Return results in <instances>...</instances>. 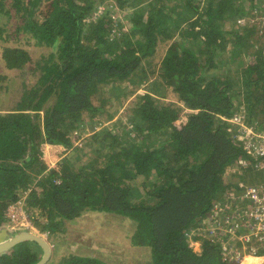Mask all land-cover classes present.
<instances>
[{
	"label": "trees",
	"instance_id": "obj_1",
	"mask_svg": "<svg viewBox=\"0 0 264 264\" xmlns=\"http://www.w3.org/2000/svg\"><path fill=\"white\" fill-rule=\"evenodd\" d=\"M234 1L0 0L4 71L41 70L14 108L0 113V226L8 205L27 193L30 218L53 244L44 264H113L69 248L67 222L89 212L122 220L130 245L147 249L150 264H237L228 252L241 243L224 245L223 230L215 237L191 235L220 199L255 183L253 170L258 174L257 163L264 165V155L245 151V130L230 120L245 109L243 126L264 132V54L259 47L254 59L238 65L237 49L245 51L251 29L232 30L224 20L246 13ZM2 15L19 18L16 32L44 50L40 65H30L28 48L12 46ZM229 36L234 41L226 49ZM170 39L158 69L150 68L147 58ZM108 83L145 88L134 95L128 116L139 140L127 129L121 139L104 126L93 130L101 122L94 121L100 108L93 97ZM169 95L176 101H164ZM87 125L94 157L76 143ZM139 188L143 194L136 196ZM198 238L195 251L190 239ZM256 250L264 264V244ZM42 253L37 242L20 241L0 252V264H36Z\"/></svg>",
	"mask_w": 264,
	"mask_h": 264
},
{
	"label": "rangeland",
	"instance_id": "obj_2",
	"mask_svg": "<svg viewBox=\"0 0 264 264\" xmlns=\"http://www.w3.org/2000/svg\"><path fill=\"white\" fill-rule=\"evenodd\" d=\"M25 1L27 2V0ZM108 1L110 2L111 0ZM234 3L236 6L241 3L242 8L245 9L246 13H244L243 15H238L237 17L235 15L234 18L232 17L231 19L225 17L224 20H228L230 22V27L232 26V30L236 29L238 31H241L242 29L244 30V28L251 29V34L248 35L250 37L249 40H247V47L244 48L245 51H242V49H237V51H241V60H238L240 62L238 65L242 66L245 62H248L257 56L256 51L259 47L260 49L262 48L261 51H263L264 54V0H253V2H251L250 0H235ZM251 4L254 5V9L252 7V9L250 8L251 11H249V7ZM102 7L103 5L99 7L92 19L96 14H101V12L103 11ZM115 12L116 11L113 12L114 16L118 15L119 17H122V13H120L119 11L118 13ZM33 18H37L38 20H40L41 16H39L37 12H35ZM1 21L8 23V32L11 33V35L13 34L12 46L28 48V51L31 53L30 65L35 66V62L40 65L41 63L39 61L42 60L41 54L44 52V50L41 49V47L38 48L33 44L27 45L28 41L25 39V36L21 32H16V26L17 23L20 22V19L14 18V16L9 17L2 15ZM122 24L123 25L121 27V30L125 31L129 26V22L123 20ZM221 26H223V28H227V26L224 24H221ZM114 30L118 29L115 28ZM241 34L245 35V31H242ZM230 38L231 39H229V42L226 44V49H230V42L234 41L232 37ZM171 41L172 40L170 39L166 40V42L161 43L156 48L157 51H155V53L151 57L147 58L148 62L150 63V68H155V70L158 69L157 66L160 63L161 58L165 55V49L168 47ZM220 52L224 51L220 50ZM225 55L226 53L223 55V57ZM234 66L235 64L230 66L232 70L234 69ZM4 69L5 67L0 63V74L1 71H3L4 73V76H1L0 78V109L10 111L12 108H14L15 103L19 100L22 90H24V86L33 85L40 76L41 70L38 68V70H34L33 72H31L30 70H28V68L27 70L25 68L22 71L13 70L6 72V70L4 71ZM219 70L223 72L225 71V68L222 67ZM154 76L155 75H151L150 77ZM9 78L11 80H9ZM143 84L147 85L146 82H144ZM132 90L135 91L130 94V91ZM144 90L145 88L143 86L135 88L127 85L120 86V84L116 83H108V85L104 86L101 89L100 94H95V97H93V104L98 105V107L100 108L99 112L94 117V121L95 119L101 121L100 123L96 124L93 130H99L104 126L106 129L111 130L113 135H118V139H121L123 133L122 130L127 129L129 131V136H131L132 138H136V140H139L140 138H138V133L131 128V125L128 121V116L131 112L132 106L134 105V95L136 93H143ZM113 100L116 101L113 102ZM164 101L175 102L176 98L173 95H169L167 96V99H164ZM52 102L53 100H48L47 105H50ZM99 104H102L103 107ZM244 110L245 109H241L240 112H237V114L232 117L234 118V122H237L239 124L246 123L244 121L245 116H243ZM248 126H246L245 128L244 135L239 133L242 142L247 145H258V143L260 144V142L261 144H263L262 140H264V132L262 131V129L258 130V132L255 133L254 129ZM260 126L261 128L264 127V121ZM90 128L91 125L82 127V129L85 130V133L82 134V137L80 139L76 140V143L80 148L83 149L86 155L94 157V150L90 149L91 147H93L90 145L94 144L93 137H91L93 130H91ZM252 149L253 148L248 147V149L246 148L245 151L248 154L254 156ZM80 152L82 153V155L78 154V156L82 157L83 152ZM70 154L73 155L74 152H70ZM50 162L54 163L55 161L53 159H50ZM237 163L239 165H245L246 160L241 159ZM256 169H259L260 172L256 174L258 170H253L257 178V181L255 183H248L249 185H245L242 190H238L237 194L235 193L236 195L230 194L227 197L223 198L224 201L220 199L219 204L217 203L218 207H216L214 211L215 214L211 213L208 215V217L203 218L201 221L202 225L199 226L196 231H193L191 233V235H198V237L199 235H202L206 238L211 236H219L217 231L223 230L225 236H219L218 238L220 239V241H223L224 245L228 240L231 239H235L234 243H236V241H239L237 239L242 238L241 234L246 233L247 236V234L250 233L248 237L244 238V241H242L243 239L239 241L241 243L240 246H235L233 247L232 251L228 252V255L230 254L229 259H234L233 261H236L237 264H263V256L257 255L256 248L258 246L256 244L258 240L264 239V233L258 228L259 225L264 223V200L253 199L254 195H251V190L255 189L258 192H262L264 190V165L258 162L256 165ZM261 178L262 180L260 181L259 179ZM136 191V196L143 194L140 188ZM249 198L252 200H249ZM26 214L29 217L30 225L24 227V229L22 230L28 231L33 235L41 237L39 229L34 223V219L30 218L28 212ZM255 215H258L259 217L255 219ZM36 219L38 221H41L42 218L40 215H38ZM113 219L114 217L108 214L89 212L85 213L81 218L77 220L68 221L66 224L67 231L72 230L71 233L74 240L73 243L69 246L70 250L77 255L99 257L113 264H150L149 251L145 248L134 247L130 245L129 239L132 235L130 229L124 226L125 223H123L122 220L113 222ZM250 223H254V228L249 227ZM215 225H219V229ZM201 243L202 240L199 238L196 240L190 239V244L193 246V249L195 251L201 250ZM259 243L264 244V242ZM49 245L50 250H53V244L50 243ZM123 251H125V253H123ZM55 252L57 256L55 257L53 254L52 257L55 261H57L60 258V253L57 248ZM231 252L233 255L231 254ZM122 253L126 254V257H124Z\"/></svg>",
	"mask_w": 264,
	"mask_h": 264
},
{
	"label": "built area",
	"instance_id": "obj_3",
	"mask_svg": "<svg viewBox=\"0 0 264 264\" xmlns=\"http://www.w3.org/2000/svg\"><path fill=\"white\" fill-rule=\"evenodd\" d=\"M241 126L243 127V130H245V127L241 124ZM263 141V144H260L258 143V145H247L244 143V147L245 149L248 147H251L253 148V154L254 156H262L264 155V140ZM264 190L262 192H258L257 190L255 189H252L251 190V195H254L253 196V199H262L264 200ZM259 216L258 215H255V219H257ZM6 218H7V226L9 228H12V229H15V230H18V229H22L24 227H27L28 225H30V222H29V217L28 215L26 214V211L23 210L22 208V205H21V201H18L12 205H10L7 210H6ZM249 227L251 228H254V223H250ZM258 228L264 233V223L259 225ZM250 233L247 234L246 236V233L244 235H242V238H246L249 236ZM259 242H264V239L263 240H258L257 241V245H260L261 243Z\"/></svg>",
	"mask_w": 264,
	"mask_h": 264
},
{
	"label": "water",
	"instance_id": "obj_4",
	"mask_svg": "<svg viewBox=\"0 0 264 264\" xmlns=\"http://www.w3.org/2000/svg\"><path fill=\"white\" fill-rule=\"evenodd\" d=\"M13 234V235H11ZM8 235V240L6 239ZM24 240L35 241L42 249V256L36 264H44L50 257L51 250L49 243L42 237L31 234L28 231L22 232L9 228L7 225L0 230V252L12 248L16 243Z\"/></svg>",
	"mask_w": 264,
	"mask_h": 264
},
{
	"label": "clouds",
	"instance_id": "obj_5",
	"mask_svg": "<svg viewBox=\"0 0 264 264\" xmlns=\"http://www.w3.org/2000/svg\"><path fill=\"white\" fill-rule=\"evenodd\" d=\"M230 120H232V121L234 122V118H231ZM241 124L244 125L243 123H241ZM26 194H27V193H25L24 195H22V197L19 198L18 200H16V201L10 203V204L8 205V207H9L10 205H12V204L18 202V201H21L22 208H23V210H25L26 213H27L26 202H25V195H26ZM8 207H7V208H8ZM7 208H6V210H7ZM6 210H5V212H4L5 221L1 224V226H0V230L3 228V226L7 225V223H8L7 218H6ZM39 232H40V231H39ZM40 234H41V237H42L43 239H45V240L49 243V240H48V238H47V235H45L46 232H40ZM244 234H245V233H243V234H241V235H244ZM43 235H44V236H43ZM241 239H243V238H241ZM241 239H238V240L240 241ZM242 241H244V239H243ZM49 244H50V243H49ZM256 245H257V244H256ZM49 246H50V245H49ZM257 246H259V245H257Z\"/></svg>",
	"mask_w": 264,
	"mask_h": 264
},
{
	"label": "bare ground",
	"instance_id": "obj_6",
	"mask_svg": "<svg viewBox=\"0 0 264 264\" xmlns=\"http://www.w3.org/2000/svg\"><path fill=\"white\" fill-rule=\"evenodd\" d=\"M22 229H24V228H22ZM22 229H18V231L22 232L23 231ZM11 235H13V234H11ZM6 239L8 240V235H7Z\"/></svg>",
	"mask_w": 264,
	"mask_h": 264
},
{
	"label": "crops",
	"instance_id": "obj_7",
	"mask_svg": "<svg viewBox=\"0 0 264 264\" xmlns=\"http://www.w3.org/2000/svg\"><path fill=\"white\" fill-rule=\"evenodd\" d=\"M3 112H5V110L0 109V113H3Z\"/></svg>",
	"mask_w": 264,
	"mask_h": 264
}]
</instances>
